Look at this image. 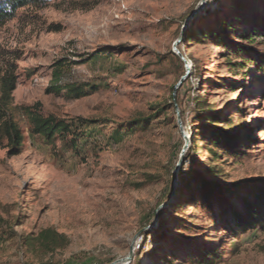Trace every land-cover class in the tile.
Segmentation results:
<instances>
[{
  "label": "rangeland",
  "instance_id": "374dc122",
  "mask_svg": "<svg viewBox=\"0 0 264 264\" xmlns=\"http://www.w3.org/2000/svg\"><path fill=\"white\" fill-rule=\"evenodd\" d=\"M229 25L248 38L229 36ZM223 29L230 48L252 49V64L232 69L245 59L219 43ZM60 59L58 84L86 95L51 91ZM259 61L264 0H44L17 8L0 23V70L16 77L11 115L24 134L17 155L0 146V264H110L128 254L134 236L131 259L118 264H195L180 260L183 235L199 244L225 241L217 264H264V222L233 238L189 190L194 174L218 182L223 191L211 207L230 219L241 208L235 192L242 194L230 188L264 179ZM24 106L97 124L78 128L77 149L48 144L29 133ZM213 111L219 126L248 135L226 153L207 149L211 123L199 119ZM135 120L142 125L124 133ZM47 227L66 237L64 247L22 245L24 236Z\"/></svg>",
  "mask_w": 264,
  "mask_h": 264
},
{
  "label": "trees",
  "instance_id": "16d2710c",
  "mask_svg": "<svg viewBox=\"0 0 264 264\" xmlns=\"http://www.w3.org/2000/svg\"><path fill=\"white\" fill-rule=\"evenodd\" d=\"M43 1L44 0H0V23L11 17L17 8L28 4H40ZM235 17V19H237V15ZM228 30L231 32L229 35L231 37L235 35L236 38H248L247 34L244 33L235 34L234 27H231V25H229ZM222 32L223 33L218 34L217 37L219 41H222L219 43H223L226 48H229V52L237 54L242 59H245L235 65L233 64L232 69L236 70L238 68H242L246 63L252 64V49L248 46L230 48V45L223 41L225 38L224 36L227 35L226 32H224V29ZM210 34L212 36L216 35V33L212 32ZM252 61H255V59H252ZM255 65H258V70H264V63L262 61H259L258 64ZM64 67L65 63L63 59L57 60L54 63L52 82L50 84L51 91L58 92L61 88H64L73 93L75 97L86 95L87 91L82 90L79 86L71 84H58ZM15 87L16 77L14 73L10 70H0V146L6 150V153L9 156L17 155L20 152V146L24 138L22 128L11 115L12 92ZM202 102V98L197 97L195 99V105L198 106L197 108H201L199 104ZM22 110V113L27 120L29 127L28 131L30 134L39 136L48 144L60 141L64 145L69 146L71 149H77L79 147V141L82 139V132L79 131L78 128L94 126L97 124L94 120H86L82 118H78L77 123L68 122L67 120L60 119L53 115H43L40 112L32 110L30 107L26 106L22 107ZM206 111L209 112L211 110L207 109ZM200 117L202 118L199 120H203L207 123L209 121L211 123L209 129L208 126L205 128L209 130L207 133V149L209 151H211L210 145H215L214 147L220 148L224 151V153H226V151L233 148L235 143H240L248 136L247 132L239 134L237 131L238 127L230 128L219 126V124H217L219 123V115L217 112H214L211 117L207 116V114L201 115ZM229 124L230 120H228L225 125L229 126ZM141 125V120H135V122L130 125L123 127L122 130L126 129L124 133L127 134ZM115 133L116 135L120 134L118 130L115 131ZM217 156L218 154H216L215 158ZM191 179L196 180V184L189 188V190H192L191 198L193 200L198 198L199 201H202V205L207 208L209 218L212 220L213 224H219V226L229 232L233 238L241 236L255 225L264 222V179L255 181H240L234 187L230 188V190L235 188L242 191V194L238 191L235 192L239 194L238 197L241 199V208L240 210L232 209L230 219H224L222 213L217 216L215 214V210L211 207L212 197L218 196L217 193L220 194L221 191H223L222 189H219V183L206 177L199 178L198 174H194ZM231 191L229 193H231ZM247 194L248 198L246 197ZM182 238L184 241L186 240L187 243L182 247L181 252L184 254H182L180 258L181 262L217 264L224 259V255L226 253V248L224 247L226 244L225 241L218 240L213 243L211 241L204 240L203 243L199 244L194 237L183 235ZM183 240L182 242H184ZM21 243L24 247L32 248L33 250L38 248L43 249L46 252H53L57 248L64 247L67 243V239L62 233H58L53 228L47 227L41 229L36 234H28L24 236ZM179 243H181V241L177 242L176 247H178ZM232 247H235V242L232 243ZM165 259H167V257Z\"/></svg>",
  "mask_w": 264,
  "mask_h": 264
},
{
  "label": "water",
  "instance_id": "95a60500",
  "mask_svg": "<svg viewBox=\"0 0 264 264\" xmlns=\"http://www.w3.org/2000/svg\"><path fill=\"white\" fill-rule=\"evenodd\" d=\"M195 12H196V10L193 11V13L184 22V24H183V26L181 28V32H180L179 38H178L177 41H179L181 39L184 31L190 25L191 19H192L193 15L195 14ZM177 54L179 55V53H177ZM179 56L181 57L182 60H184V58L181 55H179ZM188 72H189V69H188V66H186L185 74L181 77V79L179 80V82L177 83V85H179V84L182 83V81L184 80V78L187 76ZM176 112H178V111H176ZM186 146H187V144L184 146V148H186ZM181 162H182V159H181V156H180V159H179L178 164H177L176 167H178L181 164ZM135 240H136V236H134L132 238V240H131V245H130V248H129V251H128V254L127 255H125L124 257H122L120 259H117V260L111 262L110 264H118V263H126V262H128L131 259L132 254H133V249H134L133 244H134Z\"/></svg>",
  "mask_w": 264,
  "mask_h": 264
}]
</instances>
